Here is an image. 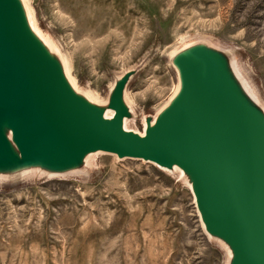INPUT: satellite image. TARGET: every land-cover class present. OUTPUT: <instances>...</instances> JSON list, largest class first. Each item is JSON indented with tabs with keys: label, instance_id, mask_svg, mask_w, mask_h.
I'll return each instance as SVG.
<instances>
[{
	"label": "rangeland",
	"instance_id": "374dc122",
	"mask_svg": "<svg viewBox=\"0 0 264 264\" xmlns=\"http://www.w3.org/2000/svg\"><path fill=\"white\" fill-rule=\"evenodd\" d=\"M6 1L98 117L112 109L143 134L176 95L179 69L208 52L264 140V0ZM66 147L6 160L0 133V264H240L234 243L202 222L192 183L203 176L190 163L85 162Z\"/></svg>",
	"mask_w": 264,
	"mask_h": 264
},
{
	"label": "water",
	"instance_id": "95a60500",
	"mask_svg": "<svg viewBox=\"0 0 264 264\" xmlns=\"http://www.w3.org/2000/svg\"><path fill=\"white\" fill-rule=\"evenodd\" d=\"M18 18L2 0L0 109L10 113L22 151L39 152L59 147L53 141L70 140L77 142L75 150L90 144L168 166L175 161L189 163L197 155L208 168L199 192L207 221L213 227L218 222L241 240L242 264H264V156L250 146V129L225 114L208 75L197 72L191 101L159 129L140 138L123 132L120 118L104 124L95 112L91 117L73 110L53 67L40 66L12 40L11 22Z\"/></svg>",
	"mask_w": 264,
	"mask_h": 264
},
{
	"label": "bare ground",
	"instance_id": "6f19581e",
	"mask_svg": "<svg viewBox=\"0 0 264 264\" xmlns=\"http://www.w3.org/2000/svg\"><path fill=\"white\" fill-rule=\"evenodd\" d=\"M15 1L16 3L19 2V4L21 5L20 2L21 0H14V2ZM0 2H2V0H0ZM15 7H17V5H15ZM18 14H19V18L16 21L11 22L12 40L14 41V43H16V45H20L24 49H26V51L28 52L29 56L33 61H35L37 64H39L42 67H46L50 69V67L53 66L54 61L52 57L51 48L48 46L47 41L45 40L44 36H42L41 32L35 26L32 27L30 21L28 22L29 20L28 15H26L27 17L26 20V18L24 17L25 16L24 13L21 11V8ZM212 55L213 53L201 52V55H199L197 59L193 60L192 63H187L185 64L184 67L180 68L179 72L181 76V81H180L181 84L179 86L176 95L171 99V102H169V104L165 106L163 110H161L159 116L153 123L152 127L146 124V129L143 134H134V133L131 134L139 136L140 138H145L154 131H156L157 129H159L161 126H163L178 112H180L191 101L192 92L195 89L194 80H195V76L198 74L197 72H203L205 76L208 75L209 79L212 80L213 85L217 88L219 102L221 103L225 111V114L239 125L247 126L250 129L251 131L250 146L260 151L261 154L264 156V140L261 139L262 126H259L257 124L254 110L250 106L243 104L242 100L240 99L236 91H234L233 94V92L229 90L227 86L228 85L230 86L229 84L230 82L228 80L227 81L224 80L223 82L216 67V63L213 62L214 60L213 61L211 60ZM225 75H227L228 78L227 70ZM56 81L60 89L68 99L71 108L73 110H76L80 113L86 114L91 117L94 116V114H92L95 112L93 107L97 106L98 102L94 101L91 97H89L88 98L89 106H86L80 100L82 98L80 95L81 93H79L76 90L75 85L71 80H69V78L64 73V71L56 72ZM244 90L250 95L252 101L255 104H258L257 100L248 92L246 87H244ZM114 115H115L114 110L107 109L104 112L103 116L100 115V117L104 124H108L113 121ZM120 129L123 132L130 133V131L126 126V118L122 119L120 123ZM0 132L5 136L8 144V152H7L6 160L13 157H16L15 159H17V157H20L22 155L21 152L22 148L15 136V129L12 123V117L10 113H8L3 109H0ZM53 142L59 147L67 146L63 150L66 157L70 160H76L75 158L76 156H74V149L77 146L76 141L57 140ZM34 145L40 146V144H34ZM84 146H85V152L83 153V158L85 162L86 160L88 161L91 158L93 159V157L97 154L107 153V154H113L117 157L119 156L120 158H124V159L131 158V159L142 160L154 164L160 168L173 167L178 169V166H180V163L177 161L171 163V165L168 166V165L159 164L155 161H151L146 158L126 157V156H121L114 152H109L102 149H95L92 148L90 144H85ZM187 162H189L192 166H194L204 178L207 176V170H208L207 165L204 164L201 158L199 159V156L193 155L191 156L189 161L187 160ZM201 183L195 181L194 183H192V187L195 193L196 204L199 213L202 217V222L205 227H208V225L212 223H209L207 221L206 214L204 210L201 208V196L199 192H200V187L202 188L204 186L203 182ZM199 185L200 187H198ZM213 224L215 225L214 227L217 228V231L222 233V235L228 237L234 243V245L236 246V251L235 250L234 251L237 254L238 262L242 264L245 258V254L241 240L236 236L235 233L231 232L228 228L223 227L218 222H213Z\"/></svg>",
	"mask_w": 264,
	"mask_h": 264
}]
</instances>
